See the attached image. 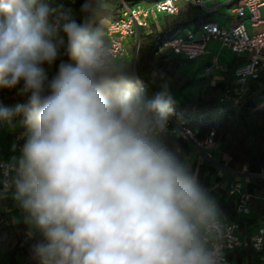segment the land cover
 <instances>
[{
  "label": "clouds",
  "instance_id": "1",
  "mask_svg": "<svg viewBox=\"0 0 264 264\" xmlns=\"http://www.w3.org/2000/svg\"><path fill=\"white\" fill-rule=\"evenodd\" d=\"M61 47L75 66L49 80L41 65ZM21 81L28 102L0 105V124L22 115L25 129L0 165V199L11 194L39 264H226L235 226L169 143L170 94L147 96L103 26L44 0H0V86Z\"/></svg>",
  "mask_w": 264,
  "mask_h": 264
},
{
  "label": "trees",
  "instance_id": "2",
  "mask_svg": "<svg viewBox=\"0 0 264 264\" xmlns=\"http://www.w3.org/2000/svg\"><path fill=\"white\" fill-rule=\"evenodd\" d=\"M108 1V5L100 4L101 11L85 12L82 11L85 0H76L71 6L79 12V15L73 14V18L78 23L87 24L95 29L100 27L104 20L119 18L123 1L132 5L139 1L149 3L156 0ZM163 16H166L168 20L161 27L153 26L149 31L140 28L138 31L136 68L140 66V69L136 70L139 81L149 97L163 90L162 81L165 74L170 72V68L176 67L180 60L190 61L180 56L160 54L159 46L176 33L186 28L196 30L202 22L213 19V14L206 13L201 8L188 3L181 5L177 14ZM61 35L64 36L66 45L67 37L63 33ZM119 59L132 65V57L128 55ZM151 60H153L151 69L154 72L145 74L142 67ZM61 62L75 66V61L66 53L65 47L60 48L56 61L50 65L48 71H46L47 63L41 65L49 80L57 74ZM188 82L189 80H186V83ZM217 86L225 88L221 82ZM22 87L23 81L12 88L0 86V105L15 107L17 104H26L30 93H22L20 91ZM169 94L174 108V113L169 120V129L175 130V133L170 132L169 143L178 145L183 155L188 156L191 139L203 142L213 132L212 139H217L220 150L226 157L225 163L209 160L199 164L192 163L193 168L199 171L201 183L209 189L211 195L213 193L210 189V175L218 168V165L224 166L226 170L233 169L235 165L244 166L248 174L252 175L250 180L243 183L245 190L250 193L264 194V177L261 175L264 172V71L261 81L250 82L243 99L236 105L203 96L195 100L183 96L182 99L177 100L173 93ZM16 117L21 120L22 130L25 131L22 123L23 116ZM185 131H188L186 136L182 134ZM0 152L11 159V155ZM216 201L224 216L237 220L241 226L243 219L236 213L235 198L228 195L225 190ZM246 220L253 222L255 219L247 218ZM19 242H23V239H19ZM237 261H240V258H237Z\"/></svg>",
  "mask_w": 264,
  "mask_h": 264
},
{
  "label": "built area",
  "instance_id": "3",
  "mask_svg": "<svg viewBox=\"0 0 264 264\" xmlns=\"http://www.w3.org/2000/svg\"><path fill=\"white\" fill-rule=\"evenodd\" d=\"M76 0H44L50 7L63 6L65 9ZM233 2L228 8L236 17L233 24H222L214 17L202 22L198 29L186 28L167 39L158 48V53L166 56H180L187 60H195L203 56L210 41H219L221 47L234 54H244L245 60L234 67L232 73L235 85L225 88L220 102L234 105L241 102L248 90L250 82L261 81L264 71V0H156L149 3H135L132 5L123 1L122 13L115 20H104L102 25L116 55L121 58L128 55V47L134 44L139 29H147L156 20L157 16L177 14L181 4H191L201 8L206 13L215 14L219 8ZM68 5V6H67ZM263 8V11H261ZM217 64V57L211 58V67ZM210 67V68H211ZM175 132L170 129V132ZM184 136L188 131L182 132ZM190 136V135H189ZM213 132L204 140L212 143ZM191 137V136H190ZM10 157L0 152V165H7ZM219 171L226 170L218 165ZM0 167V176L3 174ZM264 177V172L261 173ZM227 193L235 198L236 213L243 218L250 213V203L257 193L245 190L242 181L232 179L228 182ZM264 198V196H263ZM234 225L231 247H225L224 258L227 264L228 252L237 247H250L254 251L264 250V226L258 227L253 233L245 234L235 219L227 218Z\"/></svg>",
  "mask_w": 264,
  "mask_h": 264
},
{
  "label": "rangeland",
  "instance_id": "4",
  "mask_svg": "<svg viewBox=\"0 0 264 264\" xmlns=\"http://www.w3.org/2000/svg\"><path fill=\"white\" fill-rule=\"evenodd\" d=\"M137 3L142 2L139 1ZM232 3L229 2L226 6L232 5ZM100 4L108 5L109 1L101 0ZM66 9H71L72 15H79V12L73 9L72 6H68ZM261 11H263V8H261ZM167 20L166 16L160 14L150 27L144 30L149 31L153 26L159 28ZM134 47L135 42L129 45L128 56L133 57ZM227 65V60L220 57L219 60L217 59V64L211 67L210 55H206L201 60H180L176 67L170 68V72L165 74L162 81L163 90L166 87L168 93H173L177 100L182 99L183 96L190 100H195L200 96L219 100L224 93V88L217 86V84L221 82L226 85L231 79ZM152 66L153 60L142 67L143 72L145 74L148 72L153 73ZM49 69L50 65L47 64L46 71ZM136 69H140V66ZM186 80H189V82L186 83ZM23 132L21 120L16 116L12 119L11 123L5 122L0 124V151L12 157H18L20 155V148L24 143V140L18 139V137ZM188 137L190 136L188 135ZM193 140H190V151L187 156L191 164L193 162L199 164L205 160L225 163L226 157L222 154L217 139H214L212 143L196 142ZM14 143L17 145L15 151L12 150ZM233 174L235 177L232 176ZM231 177L237 178L244 183L250 180L252 175L248 174L244 166L235 165L231 170L222 171L216 168L210 175V189L215 199L227 190ZM252 205L258 215L264 213V198L262 195L254 197ZM28 230V226L23 222L22 213L15 206L14 201L11 199V194L8 193L6 198L0 199V264H39L38 260L34 259L30 253V245L34 241L28 238ZM19 239H23V242L20 243ZM246 254L248 259L252 257L250 251L246 252Z\"/></svg>",
  "mask_w": 264,
  "mask_h": 264
},
{
  "label": "crops",
  "instance_id": "5",
  "mask_svg": "<svg viewBox=\"0 0 264 264\" xmlns=\"http://www.w3.org/2000/svg\"><path fill=\"white\" fill-rule=\"evenodd\" d=\"M213 17L218 20L222 24H233L236 21V17L231 13L229 10L228 6H224L218 9V11L213 14ZM62 32L60 33V35ZM206 55H210V58L213 56H216L217 59L219 58H224L228 62V69L231 74V79L229 80V83L225 85V88L231 89L235 85V79L233 76V69L235 66L238 64L242 63L245 60V55L241 54H234L230 52L228 49L221 47L219 41L217 40H212L208 44L205 53L203 54L202 57L198 58L201 60L203 57ZM224 88V89H225ZM246 175V174H245ZM233 177L234 174L232 175ZM247 176V175H246ZM245 176V177H246ZM231 177L230 180L232 179H237ZM259 195L264 196V194L257 193ZM255 219L253 222H247L246 219ZM243 223L241 224V231L245 234H250L253 233L258 227L264 226V213L257 214L254 211V207L252 205V201L250 203V213L246 217H243ZM250 251L252 253V257L248 259V256L246 252ZM230 254V255H229ZM229 258L227 264H264V250L257 252L254 251L250 247H237L235 250L228 252ZM237 258H240V261H237Z\"/></svg>",
  "mask_w": 264,
  "mask_h": 264
},
{
  "label": "water",
  "instance_id": "6",
  "mask_svg": "<svg viewBox=\"0 0 264 264\" xmlns=\"http://www.w3.org/2000/svg\"><path fill=\"white\" fill-rule=\"evenodd\" d=\"M137 47H138V40L136 39V42H135V47H134V55L132 57V65L135 66V69H136V54H137ZM137 72V70H136ZM194 141V140H193Z\"/></svg>",
  "mask_w": 264,
  "mask_h": 264
}]
</instances>
